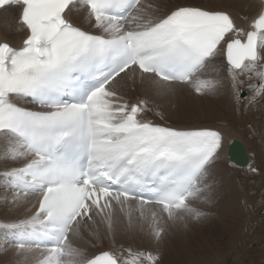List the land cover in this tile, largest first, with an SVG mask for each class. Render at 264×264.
<instances>
[{
  "label": "snow or ice",
  "instance_id": "obj_1",
  "mask_svg": "<svg viewBox=\"0 0 264 264\" xmlns=\"http://www.w3.org/2000/svg\"><path fill=\"white\" fill-rule=\"evenodd\" d=\"M7 6L19 9L26 35L20 46L0 41V159L23 161L3 176L11 205L30 213L2 225L9 242L24 264L32 253L33 264H158V254L123 246L89 256L77 241L97 218L114 237L117 209L157 242L199 219L192 202L207 198L204 177L222 135L145 119L148 101L124 99L117 80L138 76L161 95L173 83L203 93L218 83L203 71L223 57L237 101L247 82L255 103L264 98V0L247 29L224 11L161 14L145 0H0ZM78 7L94 31L69 18Z\"/></svg>",
  "mask_w": 264,
  "mask_h": 264
},
{
  "label": "bare ground",
  "instance_id": "obj_2",
  "mask_svg": "<svg viewBox=\"0 0 264 264\" xmlns=\"http://www.w3.org/2000/svg\"><path fill=\"white\" fill-rule=\"evenodd\" d=\"M202 1H205L203 5L192 3L190 2V0H154L152 4H155L159 7L161 14L176 6H199L205 9H209V10L224 11L231 15V17L233 18V20L235 21L237 25L244 27L246 29L248 28L252 19L255 18L261 11V0H202ZM18 15H19V9L15 6H7L4 8H0V41H7L8 43H10V45H13V46L21 45L22 40L25 38L26 33L23 30H18V23H17ZM84 15H85L84 12L78 7L73 10V12L69 15V18L75 24L81 26L85 30L94 31L92 24L88 23L84 19ZM206 69L208 70L209 73L205 75V79L215 80V81H218V83L214 90L208 91L209 97L207 98V101H206L207 106L198 105L199 107H201L200 110L205 111L204 113L209 114L207 115V118H206V115H204V119L200 118L199 115L195 113L197 112L195 111L197 109L192 110L193 112L191 111L188 114L187 112H181V109L179 108H172V106L166 104L168 99L170 97H173L172 96L173 94H176V95L186 94L190 98H192V96L188 94V91L186 89L190 84L173 83L171 86L172 90L168 92L167 94L161 95L157 93L154 86L151 85L148 81H145L142 83L139 77L137 76V77L131 78L127 82V81H124L126 77H124V75L121 74V78H118L117 80V88H120V90L118 91L119 94L122 95L123 98L128 100L130 103L137 102L136 101L137 98H135V95L137 94L142 95L143 99L148 101L149 109L155 113H153L152 116H150L147 114L148 111H146L143 115H144V118L147 120H151L154 123L162 124L165 126H171L175 128H180V129L208 128V129L219 131L221 133L222 147L219 149L218 154L216 155L215 159L208 165L206 169V173L208 172V170L210 171V166H212L214 161H216L221 154H223V159H222L223 161L221 160L222 162H219L216 167L214 166L215 168L213 167V172H211L210 174L211 176H209L210 177L209 179L211 180L210 182L211 184H209L207 193L209 192L208 193L209 197L212 194H214L213 191H214L215 181H217L220 178H225L227 176L229 177L231 181L230 182H228L229 180L227 181L226 185L228 186V183H230V185L228 186L229 188L227 186L226 188H228L230 191L227 189H224V190L228 191V192L226 191L225 193L226 195L229 192H231V194L229 193V196L226 197L222 193L223 197L221 198L218 197L220 199L218 201L219 204L218 203L215 204V205H218L217 208H214L212 206L214 210L212 208L211 210L213 211H215V209L217 210L215 211L216 214L213 212L215 215L214 217L215 220L210 219L208 222L209 225L207 224L208 225L207 227L209 228H205V227L203 228L205 235L203 234L202 236H204L206 242L204 243L203 246H201V251L202 249L211 250V251L214 250L216 245H218V241H220V245H222L223 247H227L228 250L233 249V252L236 248H238L239 250L241 249V250L248 251V248L246 247V243L251 242V241L252 242L257 241L256 242L257 244L264 243V214L261 215L260 212H258L262 210V212L264 213V158L262 157L263 159L261 160L262 162L261 165L259 164L260 166L255 167L254 177L248 178L247 181L246 180L244 181L242 180L243 178H239L238 175H237L238 177L236 176L237 173L234 172L235 170L232 171V173H230L229 175L228 174L229 170L231 168L235 169V167H237L238 170L239 168H242V170H244L243 168L247 169L251 162H249L245 167L237 166L229 160L227 156V150H228V146L230 143H232L234 140H238L237 138H241L240 130L238 129V127L235 129V125L239 126V123H242L241 125L245 126V128L252 135L259 136L260 132L264 134V98H262V101H261V98L258 97L255 103L249 104L247 98L250 97L252 93H251V90L247 86V82H245L244 84L241 85V88L248 89V95L244 96V91H241L242 99L238 102L236 97L234 98V94H233L232 87H231V78L228 75L226 60L223 57H222V60L219 59L218 57L216 60L210 62L209 66ZM206 69L203 72H206L207 71ZM245 80H246V77H245ZM128 86L132 88L130 92L127 91ZM18 103H20V100L18 101ZM22 103L25 104V107L26 105H28L26 102V99H22ZM196 104H198V101ZM259 110L260 111L263 110V112H260ZM202 111L200 112L202 113ZM162 117L165 119V121L159 120ZM206 120H209V122H205ZM211 120L213 121L220 120V122L217 123ZM223 120L227 121L228 123H231L232 126L224 125L222 123ZM190 121H192V123H190ZM257 141H259V139H257ZM262 141L264 140L262 139ZM4 143L5 142L3 141V139H0V149L4 147ZM262 148L263 147H261V149ZM248 150L250 149L248 148ZM249 157H250V153H249ZM22 163L23 161L14 163L9 160L0 159V175L3 176V173L6 170L12 167H18ZM228 165L231 168L227 169L228 170L227 171L225 167H228ZM1 179H3V181H1L0 183L5 182L6 184L4 186V191L0 190V233H1L0 235H2V237L4 238L3 240L0 237V242L2 245V243L6 241L7 242L6 244L8 245L9 249H5L2 252L0 249V264H7V263L8 264H24V258L20 254L16 253L14 246L9 242L11 240L10 230L7 229L6 227H3L2 225H4V222H6L5 224L14 222L20 218H23L25 215H28L30 213L26 211L27 205H22L18 208H14L11 205V197L13 196L14 191L11 189L8 181L6 180L4 176ZM223 181L225 182L226 180H223ZM225 183H223V185ZM222 188L224 187L222 186ZM217 189H220V187H218ZM221 190L220 192H222ZM218 191L219 190L215 192H218ZM210 193L212 194L210 195ZM214 197L216 196L214 195ZM216 198H215V201H217ZM35 200H36L35 196L28 197V201L30 202H34ZM215 201L213 203H215ZM210 203L212 204V202ZM250 208H252V210H250ZM253 208L254 209L256 208L255 211H253ZM123 216H126V215L120 212L119 209H117L115 218H114V224H115V236L114 237L107 234L106 224L103 222L101 224V221L99 220V218H97L96 224L88 223L82 229L83 238L79 239L77 243L81 247H83L86 251L90 250L89 254H87L88 251L86 252V254L89 256L93 254H97L101 250L116 249L115 246L117 245H122V246L130 245L131 242L130 240H128L129 233H131L130 235L132 236V239L135 241L134 238L138 237V230L140 229V226H139V222L135 220L132 225H129L128 220L126 223H124L121 220V217ZM255 216H257L256 225L254 226L252 233L250 234L249 231L247 230L249 226L248 224L251 223V221L254 219ZM210 222H211V225H210ZM127 227H129L130 230H128ZM96 232L99 233L98 237L96 235H93V233H96ZM143 232L144 231L142 232L140 231V233H142V235L140 236L144 237L145 234H143ZM108 236L112 240L113 245L115 244L114 247L111 245H109L108 247L103 246L104 244H106V241L109 240ZM146 237H144L143 239L141 238V239L144 240L146 238L148 239L147 240L148 242L150 241L149 238L150 239L152 238V237H148V235ZM92 238L98 240V242L101 243L102 246L98 249L96 248L94 249V247H92L94 245H92L90 241V239ZM200 243H201V240H200ZM205 245L207 247H205ZM144 246H145V243H144ZM159 250L161 251V248ZM192 250L195 251V249H192ZM156 251L157 250L155 249V252ZM170 251L171 250H169V252ZM169 252L166 257L168 256L170 257ZM161 253L164 254L163 251H161ZM35 255H36L35 253L28 255L27 264H31L33 262ZM187 257H188L189 262L193 263L195 259L199 260L200 258L203 257V255L202 253L200 254V250L196 249V252L192 254V256H189V254H187ZM234 260L243 261L245 260V256L242 259V255L238 254L237 256L234 257ZM261 262L264 263V255H263V259Z\"/></svg>",
  "mask_w": 264,
  "mask_h": 264
},
{
  "label": "rangeland",
  "instance_id": "obj_3",
  "mask_svg": "<svg viewBox=\"0 0 264 264\" xmlns=\"http://www.w3.org/2000/svg\"><path fill=\"white\" fill-rule=\"evenodd\" d=\"M154 0H145V3H147V4H152V2H153ZM190 2H192V3H195V4H198V5H203V3L205 2V1H202V0H190ZM209 6V5H208ZM219 59H221L222 60V57H219ZM207 70V69H206ZM209 72H208V70L206 71V72H203L202 73V79H205V75L206 74H208ZM131 78H125L124 79V81H129ZM127 91L128 92H130L131 90H132V88H130L129 86L127 87ZM187 91H188V94L189 95H191L192 96V98H190L188 95H186V94H179V95H176V94H173L172 96L173 97H170L169 99H168V101L166 102V104L167 105H170V106H172V108H179V109H181V112H187L188 114L192 111V110H195V109H197V110H195V111H197V112H195L197 115H199V117L200 118H202V119H204V115H206V118H207V115H209V114H207V113H204L205 111H202V110H200L201 109V107H199V106H201V105H205V106H207V103H206V101H207V98L209 97L208 95H209V92L207 91V92H203V93H197L195 90H194V88L191 86V85H189L187 88ZM242 89V88H241ZM117 90L119 91L120 90V88H117ZM242 91H244V96H246V95H248V89H246V88H243L242 89ZM204 96V97H203ZM243 96V97H244ZM203 97V98H202ZM135 98H137V100L136 101H138L139 99H143V96L142 95H139V94H137V95H135ZM201 98V99H200ZM234 98H235V96H234ZM203 99V100H202ZM198 101V104H196L197 103V101ZM261 101H262V98H261ZM204 103V104H203ZM198 107H197V106ZM197 107V108H196ZM194 108V109H193ZM187 109H188V111H187ZM200 111H202V113H204V114H202ZM260 111V110H259ZM193 112V111H192ZM260 112H263V110L262 111H260ZM153 113H155V112H153V111H151V110H149L148 112H147V114L148 115H150V116H152V114ZM194 113V114H195ZM202 115H201V114ZM160 121H165V119L162 117V118H160L159 119ZM169 121V120H168ZM211 121H213V120H211ZM224 121V122H223ZM222 121V123L224 124V125H227V126H232V124L231 123H228L227 121H225V120H223ZM196 122V121H195ZM205 122H209V120H206ZM213 122H220V120H215V121H213ZM190 123H192V121H190ZM228 123V124H227ZM242 123H239V126L238 125H235V129L238 127V129L240 130V136H241V138H237L240 142H242L243 144H244V146H245V148H246V151H247V153H248V157H249V153H250V157H249V162H251L250 163V165H249V167L247 168V169H249V170H247V169H245V168H243L244 170H242V168H239V170H238V168L237 167H235V166H233V167H235V169L234 168H231V167H229V165H228V167H225L226 168V170L227 169H229V168H231L230 170H229V175H230V173H232V171H234L235 173H237L236 174V176L238 175L239 176V178H243L242 180H246L247 181V179L248 178H253L254 177V175H255V171H253L252 170V168L253 169H255V167H258V166H260L261 165V160L264 158V141H262V139L264 140V134L262 133V132H260V137H262V138H260L259 136H257V135H252L246 128H245V126H243V125H241ZM234 126V125H233ZM241 127V128H240ZM234 128V127H233ZM245 128V129H244ZM242 129V130H241ZM238 130V131H239ZM244 130V131H243ZM242 131V132H241ZM263 134V135H262ZM262 135V136H261ZM239 136V137H240ZM243 136V137H242ZM252 137V138H251ZM236 139V138H235ZM257 139H259V141H257ZM244 140V141H243ZM247 142H246V141ZM260 142V143H259ZM262 143V144H261ZM247 144H248V146H247ZM259 145V146H258ZM260 145H261V147H263L262 149H261V147H260ZM258 147V148H257ZM248 148L250 149V150H248ZM256 151V152H255ZM262 155V156H261ZM252 157V158H251ZM263 157V158H262ZM261 158V159H260ZM223 154H221L220 156H219V158L216 160V161H214V163L212 164V166H210V171L208 170V172L206 173V175H205V177H204V180H205V182L209 185V184H211L210 182H211V180L209 179L210 177L209 176H211L210 174H211V172H213V167L215 166H217V164L219 163V162H222L223 160ZM254 159H256V160H254ZM222 160V161H221ZM252 160V161H251ZM228 161V160H227ZM255 161V162H254ZM260 161V162H259ZM252 164V165H251ZM255 164V165H254ZM260 164V165H259ZM254 166V167H253ZM214 167V168H215ZM237 168V169H236ZM237 170V171H236ZM241 170V171H240ZM228 171V170H227ZM237 176V177H238ZM3 176L2 175H0V182L1 181H3V179H1ZM227 178V179H226ZM221 179H223V180H226L225 182L223 181V180H221ZM229 180V181H228ZM227 181L228 182H230L231 180L229 179V177H225V178H220V179H218L217 181H215V185H214V194H212V193H210V197L212 198V197H214V195L217 197H214V198H210L209 196H208V193H206V199H204V200H196V201H193L192 203H193V206L194 207H197L200 211H202L203 213H204V215L203 216H201L199 219H191V218H187L186 219V221L184 222V223H180V224H178L177 226H174V227H171L170 229H169V231L167 232V234L164 236V238L165 239H163V240H161L162 241V243H161V241L160 242H157V241H155L153 238H149V240L150 241H148L147 242V240L148 239H146L147 237V233H146V231H144L143 232V234H145V236L144 237H146L144 240L146 241H144V240H142L144 237L143 236H140V235H142V233H140V231H141V229H139L138 230V237L137 238H134L135 239V241L132 239V236L130 235L131 233H129V239L128 240H130V245H128V246H123L124 248H132V249H140L141 247V249L140 250H144V251H152V252H155V249L158 251V253H157V251L154 253V254H158V256H159V260H158V264H264V263H262L261 261H262V259H263V255H264V243H260V244H257L256 242L257 241H254V242H248V243H246V247L248 248V251H245V250H239L238 248H236L235 250H234V252H233V249L231 250V249H227V247H223L222 245H220V241H218V245H216V247H215V249L214 250H205V249H202V251H201V246H203L204 245V243L206 242L205 241V238H204V236H202L203 234L205 235V233H204V227L205 228H209V227H207L209 224H208V222H209V220L211 219V220H213L214 219V217H215V215H214V213L216 214V212L215 211H217L216 209H215V211H213L214 209H213V207L214 208H217V206L218 205H215V204H217L218 203V201L220 200L219 198H221V197H223L222 196V193H223V195H225L226 197L227 196H229V193L231 194V192H229L227 195L225 194L226 193V191L227 190H229L228 188V186L230 185V183H228V186L226 185L227 184ZM220 183V184H219ZM223 183H225L224 185H223ZM5 182L4 183H0V190H2V191H4V186H5ZM216 184H218V185H216ZM220 185V186H219ZM224 187V188H222V186ZM226 186L228 187V188H226ZM218 187H220V189H217ZM221 188H222V190H221ZM224 189H227V190H224ZM217 190H219L218 192H215V191H217ZM220 190L222 191V192H220ZM224 190V191H223ZM230 191V190H229ZM228 192V191H227ZM217 193H218V195H217ZM219 197V198H218ZM215 198H216V200L217 201H215ZM207 199H209L210 200V202H212V204L209 202V200H207ZM215 201V203H213ZM208 203V204H207ZM219 204V203H218ZM207 205H209V206H207ZM211 205V206H210ZM215 205V206H214ZM213 206V207H212ZM255 207V206H254ZM211 208L213 209V210H211ZM256 209V208H255ZM255 209L253 208V211H255ZM210 212H208V211ZM250 210H252V208H250ZM214 212V213H213ZM258 212H260V214L261 215H263L264 213L262 212V210H260V211H258ZM254 213V212H253ZM138 215V214H137ZM211 215V216H210ZM256 217L257 216H255L254 217V219L251 221V223H249L248 225V231H249V233L251 234L252 233V230H253V228H254V226L256 225ZM121 220L124 222V223H126L127 222V220H128V218H127V216H123V217H121ZM215 220V219H214ZM6 222H4V224H5ZM89 224H91V222H89ZM101 224H102V222H101ZM208 224V225H207ZM214 224V223H213ZM210 225H211V222H210ZM252 227V228H251ZM128 228V230H130V228L129 227H127ZM250 228V229H249ZM142 232V231H141ZM199 233V234H198ZM1 234V233H0ZM198 234V235H197ZM0 237L4 240V238L2 237V235H0ZM109 237V236H108ZM148 237H150L149 235H148ZM142 238V239H141ZM109 240L108 241H106V244H104L103 246L104 247H108L109 245H111V246H115V244L113 245V242H112V240L110 239V237L108 238ZM138 239H139V241H138ZM204 239V240H203ZM182 240V241H181ZM200 240H201V243H200ZM90 241H91V244L92 245H94V246H92V247H94V249L96 248V249H98V248H100L101 246H102V244L101 243H99L98 242V240H96V239H94V238H92V239H90ZM142 241V242H141ZM153 241V242H152ZM5 242V243H4ZM3 243H2V245H1V242H0V249H1V252L3 251V250H5V249H9L8 248V245L6 244L7 242L6 241H4ZM145 243V246H147V247H145L144 246V243ZM155 242V243H154ZM168 242V243H167ZM140 243H141V245H140ZM147 243V244H146ZM196 243V244H195ZM153 244H155V245H153ZM163 244V245H162ZM217 244V243H216ZM106 245V246H105ZM191 245V246H190ZM192 245H193V247H192ZM120 246H122V245H117V246H115L116 247V250H119V248H120ZM134 246H135V248H134ZM221 246V247H220ZM91 247V248H92ZM195 247V248H194ZM200 247V248H199ZM205 247H207L206 245H205ZM220 247V248H219ZM161 248V251H163V253L164 254H162L161 253V251L159 250ZM153 249H154V251H153ZM192 249H195V251H193ZM196 249L197 250H200V254L202 253V255H203V257L202 258H200L199 260L198 259H195L194 260V262L193 263H190L189 262V260H188V257H187V254H189V256H192V254H194L195 252H196ZM219 249V250H218ZM169 250H171L170 252H169ZM189 250H190V252H189ZM217 250V251H216ZM88 251V252H87ZM86 252H87V254H89V251L90 250H87ZM167 251V252H166ZM183 251H184V253H183ZM225 251V252H224ZM245 251V252H244ZM166 252V253H165ZM168 252H169V254H170V257L168 256V257H166L167 255H168ZM186 252H188V253H186ZM232 252V253H231ZM180 253V254H179ZM192 253V254H191ZM162 254V255H161ZM166 254V255H165ZM242 255V259H243V257L245 256V260H243V261H235L234 260V257L235 256H237V255ZM164 255H165V257H164ZM181 256V257H180ZM187 258H186V257ZM161 257H163V258H161ZM220 257V258H219ZM182 258V259H181ZM217 258V259H216ZM168 259H169V261H168ZM178 259H180V260H178ZM166 261V262H165ZM180 261V262H179ZM162 262V263H161ZM237 262V263H236ZM260 262V263H259ZM8 264V263H7ZM31 264H33V262L31 263Z\"/></svg>",
  "mask_w": 264,
  "mask_h": 264
},
{
  "label": "water",
  "instance_id": "obj_4",
  "mask_svg": "<svg viewBox=\"0 0 264 264\" xmlns=\"http://www.w3.org/2000/svg\"><path fill=\"white\" fill-rule=\"evenodd\" d=\"M227 156L229 160L237 166L245 167L249 163L246 148L244 144L238 140H234L229 144Z\"/></svg>",
  "mask_w": 264,
  "mask_h": 264
}]
</instances>
